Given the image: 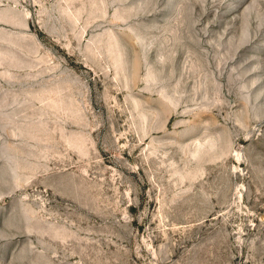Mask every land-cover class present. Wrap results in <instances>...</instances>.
Here are the masks:
<instances>
[{"label":"rangeland","instance_id":"rangeland-1","mask_svg":"<svg viewBox=\"0 0 264 264\" xmlns=\"http://www.w3.org/2000/svg\"><path fill=\"white\" fill-rule=\"evenodd\" d=\"M0 264H264V0H0Z\"/></svg>","mask_w":264,"mask_h":264}]
</instances>
